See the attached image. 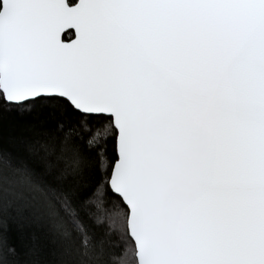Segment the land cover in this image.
Returning <instances> with one entry per match:
<instances>
[{
	"label": "snow or ice",
	"instance_id": "snow-or-ice-1",
	"mask_svg": "<svg viewBox=\"0 0 264 264\" xmlns=\"http://www.w3.org/2000/svg\"><path fill=\"white\" fill-rule=\"evenodd\" d=\"M0 264H264V0H0Z\"/></svg>",
	"mask_w": 264,
	"mask_h": 264
},
{
	"label": "trees",
	"instance_id": "trees-1",
	"mask_svg": "<svg viewBox=\"0 0 264 264\" xmlns=\"http://www.w3.org/2000/svg\"><path fill=\"white\" fill-rule=\"evenodd\" d=\"M14 116L12 113L8 112L4 114V119L6 123H11V121L13 120Z\"/></svg>",
	"mask_w": 264,
	"mask_h": 264
}]
</instances>
